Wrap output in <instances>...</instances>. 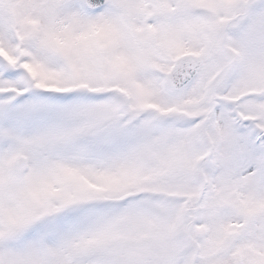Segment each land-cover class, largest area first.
<instances>
[{"label": "snow or ice", "instance_id": "1", "mask_svg": "<svg viewBox=\"0 0 264 264\" xmlns=\"http://www.w3.org/2000/svg\"><path fill=\"white\" fill-rule=\"evenodd\" d=\"M0 264H264V0H0Z\"/></svg>", "mask_w": 264, "mask_h": 264}]
</instances>
